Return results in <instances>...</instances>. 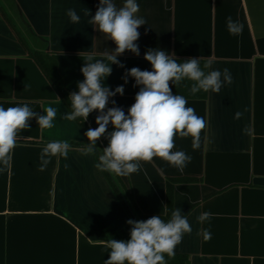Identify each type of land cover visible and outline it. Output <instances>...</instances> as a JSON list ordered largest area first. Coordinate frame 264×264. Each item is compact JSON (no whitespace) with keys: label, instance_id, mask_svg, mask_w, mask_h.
I'll use <instances>...</instances> for the list:
<instances>
[{"label":"crops","instance_id":"1","mask_svg":"<svg viewBox=\"0 0 264 264\" xmlns=\"http://www.w3.org/2000/svg\"><path fill=\"white\" fill-rule=\"evenodd\" d=\"M113 2L119 8L124 0ZM136 2L146 20L138 29L140 54L118 56L124 67L111 65L102 83L124 86L123 96L111 99L127 114L139 87L122 77L133 67L152 70L144 59L148 49L174 53L177 61L200 59L201 68L211 62L205 71L229 69L233 82L219 93L192 95L191 81H183L180 94L206 121L201 147L193 150L191 137L175 138L173 151L192 158L183 172L160 158L141 162L142 170L128 177L98 171L100 151L81 154L84 131L62 118L70 110L33 53L55 62L68 97L84 79L80 69L89 56L110 65L104 53L115 43L88 24L99 0H0V106L27 105L40 115L48 106L58 109L53 128L42 129L33 118L18 133L10 165L0 163V264H104L106 241L130 238L127 220L171 218L177 208L188 215L192 232L175 255L190 264H264V0ZM68 9L79 23L70 21ZM228 17L243 25L241 34L229 33ZM17 27L26 29L23 37ZM97 114L84 121L88 129L98 126ZM53 140L69 142L68 158L52 157L39 171L42 149ZM107 143L102 137L95 147ZM202 212L212 215L200 223Z\"/></svg>","mask_w":264,"mask_h":264},{"label":"clouds","instance_id":"2","mask_svg":"<svg viewBox=\"0 0 264 264\" xmlns=\"http://www.w3.org/2000/svg\"><path fill=\"white\" fill-rule=\"evenodd\" d=\"M138 12L136 0H124L119 8L113 0H99L98 9L88 24L95 25L94 28L105 34L116 47L104 53L110 65L103 60L93 61L91 56L84 62L80 69L84 79L77 82V90L71 92L68 98L72 110L62 118L67 121H76L78 118L87 121L91 113H98L95 119L98 126L94 129L90 127L84 133L88 142L84 143L81 154L95 155L99 150L100 155L94 167L100 172L128 177L142 170L141 162L150 163L154 158H160L183 172L192 158L184 151H173L175 138L191 137L193 150L199 149L206 121L196 114L193 107L187 106L183 95L173 93L170 84L180 85L182 81L188 80L193 82L189 89L192 95L201 90L219 93L225 84L233 82V78L227 68L205 71L211 68V62L204 63L201 68L200 59L189 58L178 62L174 53L169 55L166 50L148 49L144 59L151 64L152 70L133 67L126 70L122 77L125 84L128 83V77L133 78V86L139 87L135 102L125 114L123 108L116 106V101L111 99L117 94L123 96L124 86L112 90L102 83V78L110 76L111 65L124 67L117 57L125 51L139 56L140 50L136 43L140 38L138 29L146 24V20L138 16ZM85 14L89 16V10ZM66 15L72 23L80 22L75 9H68ZM227 28L230 34L239 35L243 25L228 17ZM109 103L112 107H108ZM43 110L45 114L40 115L27 105L0 106V163L5 167L12 161L11 153L16 147L18 133L31 127L33 118L42 129L54 127L58 109L48 106ZM241 116L242 113L237 112L234 118L239 119ZM109 125L112 126L111 131ZM102 137L108 143L106 147L98 149L95 146ZM71 147L67 140L48 142L40 154L39 171L46 169L52 157L67 159ZM211 215L210 212H202L197 221L202 223L210 219ZM126 223L131 226L130 238L106 241L110 251L104 264H167L165 257H173L183 236L192 232L188 215H182L180 208L171 212L167 222L160 215H154L147 220L129 219ZM204 238L210 239L211 234L205 231Z\"/></svg>","mask_w":264,"mask_h":264},{"label":"trees","instance_id":"3","mask_svg":"<svg viewBox=\"0 0 264 264\" xmlns=\"http://www.w3.org/2000/svg\"><path fill=\"white\" fill-rule=\"evenodd\" d=\"M17 29L20 35L23 37V34L26 29L19 28V27H17ZM33 55L35 59L37 60V62L39 63L40 67L43 69L48 79L50 80V82L52 83V85L54 86V88L59 93L64 103L68 106L69 110L71 111L72 109L70 106V100L68 99L69 97L67 95V92L65 91L62 78L58 73L55 62L51 60L45 53H42V52L35 51ZM178 62H184V61H178ZM182 85H184L183 81L181 82L180 85H172L173 93L181 95L180 93H181ZM76 121L80 124L81 128L83 129L85 133L88 130V127L85 124V122L81 118H78ZM168 205L169 207L171 205V187H168ZM148 218L150 217H144L140 215L141 220H147ZM161 218L167 222L170 219V215L168 214L167 216L161 217ZM165 259L167 261V264H190L188 259L184 256L174 255L171 258L166 256Z\"/></svg>","mask_w":264,"mask_h":264}]
</instances>
